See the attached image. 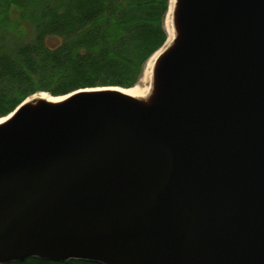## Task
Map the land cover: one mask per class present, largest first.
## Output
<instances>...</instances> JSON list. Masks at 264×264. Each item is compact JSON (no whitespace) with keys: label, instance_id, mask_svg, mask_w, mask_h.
I'll use <instances>...</instances> for the list:
<instances>
[{"label":"water","instance_id":"1","mask_svg":"<svg viewBox=\"0 0 264 264\" xmlns=\"http://www.w3.org/2000/svg\"><path fill=\"white\" fill-rule=\"evenodd\" d=\"M144 100L0 124V264H264V0H175Z\"/></svg>","mask_w":264,"mask_h":264},{"label":"trees","instance_id":"2","mask_svg":"<svg viewBox=\"0 0 264 264\" xmlns=\"http://www.w3.org/2000/svg\"><path fill=\"white\" fill-rule=\"evenodd\" d=\"M168 10L169 0H0V119L41 92L135 87L167 41Z\"/></svg>","mask_w":264,"mask_h":264},{"label":"bare ground","instance_id":"3","mask_svg":"<svg viewBox=\"0 0 264 264\" xmlns=\"http://www.w3.org/2000/svg\"><path fill=\"white\" fill-rule=\"evenodd\" d=\"M174 4H175V0H171V9H170L169 17H168V21H167L168 25L166 27V31L168 34V41H167L166 48L159 50L158 52H156L151 57V59L147 63L144 74H143V76L140 80V83L138 85H136L135 87H133L131 89L114 88L113 91H118L120 93L129 95L131 97H134L136 99H141V100H144L150 96V94L152 92V87H153L152 85H153L154 71H155V67H156V64L158 62V59L165 52L167 47H169L173 43L175 35H176L175 30H174V26H173V7H174ZM37 99H42V100H46V101H50V102H61V101L65 100V98H52L46 94H42L41 97L35 98L33 100H37ZM8 119H9L8 117L0 119V124H3Z\"/></svg>","mask_w":264,"mask_h":264},{"label":"rangeland","instance_id":"4","mask_svg":"<svg viewBox=\"0 0 264 264\" xmlns=\"http://www.w3.org/2000/svg\"><path fill=\"white\" fill-rule=\"evenodd\" d=\"M170 9H171V0H169V10H168V13H167V15H166V17H165V19H164V29H165V31H166V27H167V25H168L167 21H168V17H169ZM166 34H167V31H166ZM167 41H168V34H167ZM167 41H166V43L164 44V46H163L160 50H162L163 48H166V46H167ZM147 63H148V62H147ZM147 63H146V65H145V67H144V70H143V73H142V75H141V78H142V76H143V74H144V71H145V68H146V66H147ZM141 78L139 79V81H138V83H137L136 85H138V84L140 83ZM136 85H135V86H136ZM110 88H119V89H123V88H120V87H110ZM95 89H102V88H95ZM95 89H87V90H95ZM42 94L49 95V96L52 97V98H63V97L68 96V95H66V96H62V97H53V96L50 95L49 93L41 92V93H38V94H36V95H34V96L28 98L27 100H33V99H35V98H39V97H41ZM27 100H26V101H27ZM11 114H12V113H11ZM11 114H10V115H11ZM10 115H8V116H10ZM8 116H7V117H8ZM5 118H6V117H5ZM2 119H3V118H2Z\"/></svg>","mask_w":264,"mask_h":264}]
</instances>
